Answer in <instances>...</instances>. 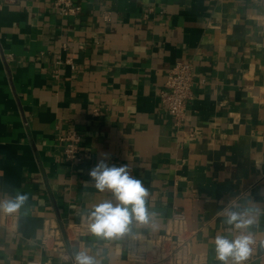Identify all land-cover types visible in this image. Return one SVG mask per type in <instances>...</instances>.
<instances>
[{"label": "crops", "instance_id": "0c3cea01", "mask_svg": "<svg viewBox=\"0 0 264 264\" xmlns=\"http://www.w3.org/2000/svg\"><path fill=\"white\" fill-rule=\"evenodd\" d=\"M55 2L0 7V198L29 195L0 214V264H73L85 248L101 264H141L127 257L130 237L151 243L176 209L202 264H219L214 238L238 235L224 210L264 211V0H74L69 16ZM180 61L194 63L195 84L176 126L161 92ZM72 129L91 159L64 156L59 137ZM102 154L128 164L156 214L114 241L72 228L114 201L86 183ZM49 226L62 251L54 236L43 246ZM249 231L258 248L246 264H264V215Z\"/></svg>", "mask_w": 264, "mask_h": 264}, {"label": "clouds", "instance_id": "9594fccd", "mask_svg": "<svg viewBox=\"0 0 264 264\" xmlns=\"http://www.w3.org/2000/svg\"><path fill=\"white\" fill-rule=\"evenodd\" d=\"M108 154H102L97 163L89 170L90 180L99 192L110 191L113 200H105L95 205L90 211L81 213L86 216L87 231L101 241H114L132 234V226L149 225L156 215L147 207L149 189L142 180L132 175L128 164L117 166L108 163ZM29 195L15 190L14 195L0 198V214L14 215L26 205ZM264 215L261 209L244 208L224 210L226 225L239 234L232 238L217 235L214 238L215 259L219 264H246L254 251L256 241L249 229L258 222V217ZM264 249V241L260 242ZM73 264H101L95 255L85 248L74 251Z\"/></svg>", "mask_w": 264, "mask_h": 264}, {"label": "built area", "instance_id": "2783aa9c", "mask_svg": "<svg viewBox=\"0 0 264 264\" xmlns=\"http://www.w3.org/2000/svg\"><path fill=\"white\" fill-rule=\"evenodd\" d=\"M6 0H0V7ZM54 9L64 16L75 15L81 7L74 0H56ZM105 20L110 21L107 13ZM62 62L59 57L58 64ZM57 72L54 77L57 78ZM194 63L192 61H180L167 75L162 99L168 111L173 116L175 125L180 126L186 115L187 102L194 97L195 84ZM63 154L71 162H84L91 159V153L81 148L82 136L77 129H72L59 137ZM75 235H85L87 231V219L83 216L80 223L73 225ZM59 233L56 236V233ZM239 234V233H238ZM253 234V233H252ZM55 237L54 250L64 249L63 232L59 229L47 227L43 236V246L49 248V241ZM256 241L254 251L258 248ZM127 257L141 264H202V259L193 250L192 233L189 230L186 213L176 209L169 221L166 231L151 243H147L141 236L130 237L127 247ZM28 264H40L31 260Z\"/></svg>", "mask_w": 264, "mask_h": 264}]
</instances>
